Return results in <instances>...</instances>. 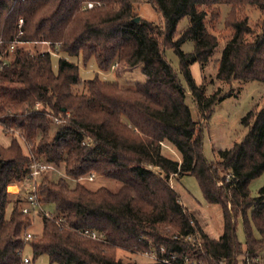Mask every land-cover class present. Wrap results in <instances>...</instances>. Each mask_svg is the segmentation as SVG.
<instances>
[{
	"label": "trees",
	"instance_id": "obj_1",
	"mask_svg": "<svg viewBox=\"0 0 264 264\" xmlns=\"http://www.w3.org/2000/svg\"><path fill=\"white\" fill-rule=\"evenodd\" d=\"M150 2L163 23L136 22L134 0H0V56L8 59L0 69V125L13 134L8 145L0 142V264H37L44 254L51 264H140L117 258L116 250L162 255L161 248L166 256L177 253L182 264L188 255L197 264H255L248 259L264 248V186L252 196L249 185L264 172V107L252 108L242 120L247 134L210 161L204 123L194 119L187 97L193 94L207 122L216 103L233 95L206 97L205 85L197 84L190 68L193 62L204 68L218 47L207 20L221 18L222 5L231 7L225 24L233 35L219 59L218 78L264 84V0ZM245 5L262 12L260 32L240 17ZM184 17L188 25L176 39ZM189 40L194 49L185 52L182 46ZM44 42L50 49L26 47ZM170 47L182 76L165 55ZM53 53L60 56L57 72ZM79 57L95 58L101 71L142 66L147 79L132 86L98 75L83 79L75 61ZM75 86L85 91L75 92ZM56 120L60 126L52 132ZM164 141L177 149L181 162L162 152ZM35 159L62 167L66 177L56 180L43 173L40 199L55 206L56 216L40 214L42 232L26 240L33 225L22 211L27 194H11L8 187L31 172ZM93 171L116 179L117 190H92L78 180ZM185 174L197 178L208 203L222 207L218 238L205 232L172 186V176ZM67 177L77 180L75 186ZM240 220L245 242L239 238ZM80 229L96 230L104 238L83 237ZM28 245L32 257L26 263Z\"/></svg>",
	"mask_w": 264,
	"mask_h": 264
},
{
	"label": "rangeland",
	"instance_id": "obj_2",
	"mask_svg": "<svg viewBox=\"0 0 264 264\" xmlns=\"http://www.w3.org/2000/svg\"><path fill=\"white\" fill-rule=\"evenodd\" d=\"M138 16L154 21L163 23L164 18L161 12H159L150 0H134ZM231 7L228 5L221 6V18L215 16L207 20L208 29L211 33L216 35L219 40V45L216 48L210 61L203 67L199 62H193L190 65L192 75L197 84H204L206 87L205 96L209 97L213 94L221 96L228 91H232L233 95L227 96L225 99L218 101L213 108V111L209 119L204 121L197 104L194 100L193 94L188 92L187 103L189 104L193 117L200 125L204 123V152L206 157L210 161H216L218 159V150L231 148L236 141H240L248 132V127L243 124L242 120L247 113L255 108L257 110L264 107V84L254 80L239 81L233 80L228 83L218 78V65L219 59L222 56L223 50L229 44L232 39L233 29L225 24L226 17L229 14ZM240 17H247L249 24L252 26L256 33L261 31V21L263 18L262 12L255 5H245L242 7ZM188 25V17L181 19L177 26L176 39L180 36V32ZM248 40L253 38V35L247 36ZM165 47V44H163ZM28 49L33 52H42L50 49L49 44L29 43L26 45ZM185 52H191L194 49L193 41H186L183 46ZM165 55L170 61L175 70L180 74V62L179 57L173 48L165 49ZM59 58L57 53H53L52 65L55 72L59 69ZM75 61L79 64L80 75L83 79L94 78L99 76L104 81H118L123 86H132L136 82H143L147 79V75L143 73L142 66L134 68L115 65L107 71L99 70L98 63L95 58H91L88 61H84L83 57L76 58ZM180 76H182L180 74ZM187 87V85L185 84ZM75 92L85 91L84 86H75ZM60 126L59 122H56L53 126L52 132H55ZM17 133V132H16ZM11 131H7L0 125V142L8 145L12 138ZM22 143L24 139L20 138ZM24 145V144H23ZM25 147V145H24ZM162 152L173 159L182 161V157L169 142H162ZM26 151V148H25ZM57 170H50L49 176L52 179H59L66 177L62 167L56 166ZM94 172V171H93ZM48 173V172H47ZM94 181L81 180V183L86 187L96 190L101 187L108 188L115 191L118 188V182L112 177L102 176L97 174ZM68 178V177H67ZM70 185L75 186L76 180L68 178ZM172 186L179 192L185 209L189 213H194L196 218L201 223L203 229L212 238H217L222 233L223 227V209L219 204H211L205 200L202 189L197 178L191 174H185L182 177L174 175L171 177ZM264 186V172L254 178L249 185L252 196H258L260 189ZM11 187V186H10ZM14 187V186H13ZM14 190L11 191H15ZM52 213H56L54 205H46ZM251 217V212L249 213ZM43 229V223L40 215H37L33 220V225L29 228V232L34 234H40ZM253 232L256 237H259V231L255 224H253ZM239 238L245 242V234L243 231V222L240 220L239 224ZM155 250V249H154ZM161 254L166 252L165 248H161ZM25 256L32 257V249L28 245L25 249ZM172 257L176 253H169ZM117 258H120L124 262H138L140 264L157 263L154 258L147 256L144 252H133L125 249L116 250ZM174 259V258H172ZM176 261V259H174ZM242 260V259H241ZM248 262H255V264H264V248L259 252L257 258L248 259ZM247 262V263H248ZM37 264H51L49 256L44 254L37 260ZM239 264H246L240 261ZM249 264V263H248Z\"/></svg>",
	"mask_w": 264,
	"mask_h": 264
},
{
	"label": "built area",
	"instance_id": "obj_3",
	"mask_svg": "<svg viewBox=\"0 0 264 264\" xmlns=\"http://www.w3.org/2000/svg\"><path fill=\"white\" fill-rule=\"evenodd\" d=\"M93 3H88V7H93ZM23 20L20 21V24H22ZM45 43V42H44ZM17 44V41H15L11 46L10 50L12 51ZM47 44V43H46ZM8 62V59L0 56V69ZM38 108H43V105L41 102L37 103ZM56 122H59V120H56ZM12 131V130H11ZM17 134H19V131H16ZM50 170H57L56 166L52 163L39 161L37 159L34 160L32 166H31V172L20 182L18 183L15 191H10V187H8V190L11 194L18 195L20 192L25 191L27 194V201L24 203L22 207V211L25 214L30 215L33 220L37 215L43 214L48 218H54L56 216V213H52L49 209L46 208V205L41 202L40 194H39V186L41 183V177L43 176L44 172H49ZM97 175L95 172H91L85 176L80 177L78 180H90L94 181L96 179ZM71 178V177H70ZM75 179V178H71ZM76 180V179H75ZM77 181V180H76ZM60 222V221H58ZM79 234L83 237L93 239V240H103L104 236L99 233L96 230L92 229H80L78 230ZM33 234L31 232H28L25 236L26 240L32 239ZM147 254V256L154 258L155 261H157L158 264H182L179 262V255L176 253V255H173L172 257H165L164 255H160L157 251H149L144 252ZM176 259V261L174 259ZM31 261V258L28 256H24V262L29 263ZM185 263L183 264H197L191 257L188 255L185 258ZM221 264H225L222 262Z\"/></svg>",
	"mask_w": 264,
	"mask_h": 264
},
{
	"label": "water",
	"instance_id": "obj_4",
	"mask_svg": "<svg viewBox=\"0 0 264 264\" xmlns=\"http://www.w3.org/2000/svg\"><path fill=\"white\" fill-rule=\"evenodd\" d=\"M140 20H141V17H140V16H137V17L135 18V21H136V22H140Z\"/></svg>",
	"mask_w": 264,
	"mask_h": 264
},
{
	"label": "crops",
	"instance_id": "obj_5",
	"mask_svg": "<svg viewBox=\"0 0 264 264\" xmlns=\"http://www.w3.org/2000/svg\"><path fill=\"white\" fill-rule=\"evenodd\" d=\"M11 186H14L16 189H18L17 184H11ZM11 191V190H10ZM206 232V231H205ZM207 233V232H206ZM218 238V237H217Z\"/></svg>",
	"mask_w": 264,
	"mask_h": 264
},
{
	"label": "bare ground",
	"instance_id": "obj_6",
	"mask_svg": "<svg viewBox=\"0 0 264 264\" xmlns=\"http://www.w3.org/2000/svg\"><path fill=\"white\" fill-rule=\"evenodd\" d=\"M11 189L13 190V189H14V187H13V186H11Z\"/></svg>",
	"mask_w": 264,
	"mask_h": 264
}]
</instances>
